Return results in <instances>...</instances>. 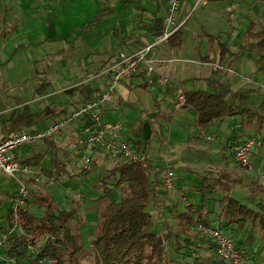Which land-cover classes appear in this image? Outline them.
Masks as SVG:
<instances>
[{
	"label": "trees",
	"instance_id": "16d2710c",
	"mask_svg": "<svg viewBox=\"0 0 264 264\" xmlns=\"http://www.w3.org/2000/svg\"><path fill=\"white\" fill-rule=\"evenodd\" d=\"M130 1L135 0H124L125 3ZM147 26L150 34L160 35L165 29L164 18L155 16L147 23ZM182 34V28L176 30L168 38L171 45L181 44ZM246 34L249 41L240 45V51L250 56L256 53L255 61L258 69L264 71V24L261 28L256 29L255 22H252L248 26ZM49 85L50 82L43 78L36 91L43 94ZM214 85V91L204 88L186 90L187 100L184 106H190L195 110L196 126L205 128L218 119L239 116L242 127L245 129L249 124H257L259 135H256V144L259 140L264 143V111H261L264 109V98L259 104V109L248 106L257 89L246 87L237 90H222L219 83H214ZM53 112L50 105L40 111H33L26 104L13 109L7 119L6 126L9 133L33 128L44 121L46 117L52 116ZM93 123L94 120L90 115H85L82 119L83 126ZM248 137L253 136L250 134ZM244 140L246 139L241 138L240 135L232 137L229 142L230 152L226 156L235 158L234 145ZM43 141L47 145L45 150L23 159L16 154V157L23 162L43 171L41 175L31 174L25 178L29 184V196L25 203L18 207L19 222L11 201L13 194L4 198L0 196V208L5 200H10L6 222H0V237L6 236V247L0 249L3 255L13 256L18 261L27 262L44 258L43 264H171L166 253L168 242L175 243V248L178 251L187 245L193 246L191 243L194 240L190 234L187 233L184 236L179 230L173 229L167 220L163 221L162 232L154 228V214L150 207L153 205L159 209L165 204V192L158 188L161 182L164 186L163 180L161 181L159 178L160 174L162 175L161 170L155 169V165L147 158L145 160H130L119 155L115 158L123 157L124 159L99 179L98 183L102 187V193L95 198L97 221L92 240L93 261L82 260L88 257V248L79 226L75 223V218L83 201L79 197H75L72 199L75 205L70 207L59 205L50 193L39 190L37 184L40 182V178L45 175L56 180H60L62 177L71 179L74 176H87L91 169L83 168L72 171V168H69L71 158L68 157L71 149L67 145L58 144L54 135L45 137ZM133 142L136 147L140 146V140L133 139ZM98 148L100 146H97L96 149ZM219 172L220 174L216 177L204 175L197 186L188 191L189 195L193 193L192 197L200 195V200H193L185 205L187 208L179 213L181 222H185L184 225L187 229L197 221L212 224L210 212L205 210L206 203L211 198L215 199L218 189L223 188L228 192L220 198V215L226 218L227 223L219 225L233 234L238 246L247 248L255 241L256 236L253 229L242 241L236 236L237 231L244 228L247 222L252 224L253 228L259 225L261 236L264 239V182L256 179L249 185L250 196H259L257 208H255L229 192L230 185L234 182H241V178L232 176L227 170H219ZM30 183L33 187L30 186ZM116 188H120L122 191L119 200H113L110 197L111 192ZM34 200L46 207L42 215H38L30 209ZM17 223L26 231L34 234L35 238L31 239L40 236L45 238L42 250L36 252L31 249L29 246L31 240L23 233L14 230ZM234 225L237 227L234 228ZM213 247L215 251L206 258L207 262L209 264H230L217 253L214 244ZM261 252L264 259L263 248ZM204 262L196 261L193 264ZM0 264H6L2 257H0Z\"/></svg>",
	"mask_w": 264,
	"mask_h": 264
},
{
	"label": "crops",
	"instance_id": "0c3cea01",
	"mask_svg": "<svg viewBox=\"0 0 264 264\" xmlns=\"http://www.w3.org/2000/svg\"><path fill=\"white\" fill-rule=\"evenodd\" d=\"M56 1L57 0H0V34L7 31V35H10L7 28H18L17 22H13V19L15 20L17 17L26 23L22 28L26 31L25 33L30 34L29 37L35 35L42 29V18L46 19L44 13H49L51 19L56 17L59 18L56 14V8L58 6ZM68 1L72 2L77 0ZM136 4L141 12L148 13V10L140 5V0L139 2H136ZM167 6L168 0L166 12ZM199 6L201 7V19H196V21L201 25L199 26L196 23L192 26L196 30V32L195 30L193 31L195 34L198 33L205 37V39L201 40L199 43V53L194 54V45L189 44L190 42L188 40L190 38H187V34L183 28L181 44L171 45L168 39L159 41L150 52V57L154 59V65L156 67V72L153 76L164 73L170 77V80L167 82H150V75L148 73H137L129 78L122 79L116 85L112 99L103 106L102 116L106 119L123 121L125 127L122 131V135L130 138L132 141L133 139L140 140V146L137 148L147 155V160L152 164L153 162L150 158V145L155 136V132L157 131L154 122H159V119L162 118V122H168L170 126L171 134L165 139V143L169 156L175 158L171 162L181 163L185 160L187 162L184 165L186 169L191 168L194 163V167H200L204 171H219L224 168L223 165L220 162L211 165L213 163L212 160L206 161L207 163H204L203 165L200 164L201 166H197L196 163H201V160L199 156H196L194 150L202 148L205 151L209 150L210 152L220 151V157L223 158L225 154L230 152L229 142L232 137L237 135H240L241 138L244 139L251 137H248L249 135L246 134L247 130L242 127L239 116H229L223 120L218 119L214 121L210 125L211 131L202 130L203 128L197 127V115L195 110L190 106H176V89L178 86H183L185 90L204 88L214 91V83H219L222 90H237L239 88L254 87L257 89L254 95L257 93L264 95V71L258 69V65L255 61L256 53H253L250 56L247 53L240 51V45L249 41V37L246 34L248 26L252 22L256 23L258 16L264 14V0H182L179 13L183 14L190 7H193V10L197 9ZM156 7L158 9L159 2L156 4ZM165 15L162 17L164 18ZM155 16L148 18L138 17L135 26L131 28L130 32H126L121 25L114 27L111 32L113 36H116L115 40H109L105 42L104 45L99 43L97 46L98 53H94V59L98 61V64L88 71L93 72L95 68H97V70L86 75L87 77H84V73L78 68L77 73L74 74V77L77 79L73 81V84L69 85L70 88H73L74 90L72 89V91H69L67 97L60 96L56 99H52L49 103L47 102V105H50L54 112L52 116L46 117L44 121H41L35 127H42L49 124L60 116L69 113L74 105L89 98H93L104 91L111 80L108 75L101 74L100 72L106 64L114 59L119 50L133 52L146 44L157 40L158 35L150 34L147 26V23ZM4 17L5 20H3ZM138 21L139 23H137ZM187 21L185 23H187ZM215 21L217 22L216 25H214ZM140 26L143 27V29H141ZM42 27L44 28V26ZM129 36L130 38H128ZM190 40L192 41V38ZM30 43L32 42H28L27 44ZM81 43L85 44L83 40ZM22 46H24L23 42L16 45L14 47V52ZM212 62L220 63L224 67L215 68L212 65ZM41 72L42 71L32 76L45 78ZM80 83H82V86H77V84ZM36 88L34 91L36 95L34 98L36 99H41V97L47 98L50 94L47 91L43 94H39L36 91ZM79 88L80 90L76 91V89ZM22 104H24L23 101L14 106L0 109V116L8 112L7 115H5V124L14 108L26 105ZM47 105L45 104L42 106L41 110ZM5 124V128L3 129L5 130V134H0V137L9 134V129ZM130 126L135 128L132 133L127 132L128 127ZM64 129L66 131L64 133L65 136L62 138L63 140L58 141L57 138H55V140L61 145H63L61 141H65L64 143H66L69 140L71 146L69 147V149H71L69 155L71 158L70 165L79 170L80 161L78 157L75 156L74 151L75 145L80 141L79 126L70 124L62 130ZM61 134H59V137ZM174 135L180 136L181 140L179 139L180 137L175 138ZM208 135H211L212 137L208 138ZM202 137L216 140L217 143L202 147L200 144H196L199 142L196 139ZM254 138H256V136ZM41 142L44 143L43 139L36 143ZM24 148H27L28 154L24 153ZM29 148L30 144H24L15 151V154H18V156L23 159L37 153L35 151L29 153ZM173 150L177 153H172ZM256 151H258V149L255 142L254 154ZM184 153L186 154L185 156ZM254 157L256 159L257 155H254ZM122 159L124 158H115L107 155L104 152V148L100 146V148L96 149L94 164L90 169L92 171L98 163H101L104 172H106L108 169L116 166ZM258 162L259 160L256 161V164ZM190 163L192 166L189 165ZM261 165L263 166L264 162ZM165 168H171L175 171L176 184L173 188H165L162 185V182L160 183L158 188L165 192V204L157 209V213L162 216L164 220H167L173 229L178 231L180 230L178 227L179 223L177 224V222L168 219L169 215H167L166 208L171 210V206L176 205L175 190L179 192L180 189H183V187H181L183 182L173 164ZM165 168H159L155 165V169H160L162 175ZM262 171L264 170L262 169ZM257 172L260 175L261 170L259 171L257 168ZM162 175L160 174L159 176L161 181L163 180ZM0 176L6 175L0 173ZM97 181L99 182V180ZM14 189L9 191L8 195H12ZM188 189L189 188L186 189L187 193L190 190ZM198 197L199 195L191 197L192 199L190 200H198ZM180 212H176L179 218ZM212 212L209 214L210 217H213L212 215H214L215 210H212ZM225 222L226 220H224V223ZM211 223L219 225L214 220L211 221ZM184 229V232H187L196 238L197 230L192 228V224L190 228ZM183 235L185 236L184 233ZM211 242L212 240L210 243ZM248 251L250 257L253 258V252L251 249H248Z\"/></svg>",
	"mask_w": 264,
	"mask_h": 264
},
{
	"label": "rangeland",
	"instance_id": "374dc122",
	"mask_svg": "<svg viewBox=\"0 0 264 264\" xmlns=\"http://www.w3.org/2000/svg\"><path fill=\"white\" fill-rule=\"evenodd\" d=\"M56 2L58 4L56 14L59 18L56 17L51 19L49 13H44L46 19L42 18V29L35 35L29 37L30 34H26V31L22 29L23 25L26 23L17 17L15 18L16 21L13 19V22H17L18 28H7L10 35H7V31L0 34V109L14 106L23 101L24 104L22 105L28 104L32 110L39 111L42 106L45 104L47 105V102H51L52 99H56L60 96L67 97L69 91H72L73 89L70 88L69 85L73 84V81L77 79L74 77V74L77 73L78 68L82 70L84 77H87L86 75L97 70V68H95L93 72L88 71L98 64V61L94 59V53H98L97 46L99 43L104 45L105 42L109 40H115L116 36H113L111 32L114 27L121 25L126 32H130L131 28L135 26L138 17L148 18L155 15L163 16L166 13L167 5V0H140V5L148 10V13L146 14L139 10L135 1L125 3L124 0H77L72 2H69L68 0H57ZM158 2L159 7L157 9L156 4ZM192 8L193 7H190L184 12L185 14H189V16L187 23H184L182 28L187 34V38H192V41L190 39L188 41L190 42V45H194V54H198V49L200 47L199 43L201 40H204L205 37L193 32L195 29L192 26L196 23L199 26L201 25L196 21V19H201V7L199 6L197 9L193 10ZM257 21L255 23V28L259 29L262 24H264V14H260ZM137 23H139V21ZM216 24L217 22L215 21L214 25ZM42 26H44V28ZM140 28L143 29L141 26ZM82 40L85 44L81 43ZM21 42L24 43V46L14 52V47L21 44ZM28 42L32 43L27 44ZM40 71H42V75L50 82V86L47 89V92L50 94L47 98L41 97V99H36L34 98V96H36L34 91L43 78H38L32 75ZM81 84L82 83L77 84V86H82ZM79 90L80 88L76 89V91ZM262 98H264V95L260 93L253 95L248 106L253 109H259V104L261 103ZM261 111H264V109H261ZM7 113L0 116V132H2L0 134L3 135L5 134V130L3 129L5 128V115H7ZM154 123L157 131L155 132V136L150 145V158L153 164L157 165L159 168H165L173 164L180 175L183 182L181 187H183V190L185 191L186 199H182L180 193L175 190L176 205L171 206V210L166 208V212L167 215H169L168 219L177 222V224L179 223V231L186 235L187 232H184L185 222H181L176 214L177 211L180 212L186 209L187 207L185 205H188L191 202L190 199L193 193L189 195L186 192V189L195 188L204 175L216 177L220 172L216 170L204 171L200 167H194V163L193 166L190 163L189 165L192 167L186 169L184 167L187 163L185 160L181 163L171 162L175 158L169 156L165 143V139L171 134L169 123H163L162 118L159 119V122ZM256 125V123L249 124L246 128V134H251L254 137L259 135ZM134 129L135 128L130 126L128 127L127 132L132 133ZM202 130L211 131V128L210 126H207ZM65 131L66 130L64 129L60 133L55 134L54 138H57L58 141L63 140L62 138L65 136ZM59 134H61L60 137ZM174 136L175 138L180 137L177 135ZM179 139L181 140V137ZM196 140L199 141L196 144H200L202 147L217 143L216 140L206 139L204 137ZM61 142L63 145L67 144L68 148L71 147L69 140L66 143H64L65 141ZM256 147L258 151H256L254 155H257L256 161L259 160V162L253 167H246L238 164L233 156H226L225 154L222 158L220 157V151L210 152L209 150H206V152L202 148L194 150L196 156H199L201 160V163L196 164L197 166L200 164L203 165L204 163H207L206 161L210 160L213 162H211V165L220 162L224 167L221 170H227L232 176H238L241 178V182H234L230 185L229 192L240 198L242 201L257 208L259 196H250L249 185L256 179H260L264 182V178H261L257 172V168L259 171H262V169L264 170V165H261L264 162V143L259 140L257 141ZM46 148L47 145L42 142L36 144L33 143L30 144L29 153L32 151L40 152V150H45ZM24 151L25 154H28L27 148H24ZM174 151L175 150H173L172 153H177ZM185 155L186 154L184 153V156ZM70 164L69 168H72V171L77 170ZM101 165V163H98V165L94 167L91 173L87 176H74L71 179L62 177L60 180H56L45 175L43 178H40V182L37 184L39 190L50 193L59 205L66 207L73 206L75 204L72 199L75 197H79L83 201L82 207L75 218V223L79 226L84 242L88 248V257L82 260H87L88 262H92L94 256L92 240L94 238L95 224L97 221V202L95 198L102 193V187L97 180L111 169L110 168L104 172V168ZM38 170L39 172L41 171L40 168ZM41 173H43V171L40 173L35 172L33 175H41ZM14 179L16 180V178L0 176L1 197H8L9 191L16 187ZM31 184L32 183H30V186ZM31 187H33V185ZM121 192L120 188H116L111 192L110 197L113 200H119ZM227 192L228 191L223 188L218 189L215 199L211 198L206 203L205 210L208 213L215 210L214 215H212V221H216L217 224L227 223L226 218L220 215V198ZM198 200H200V195ZM8 206L9 200H5L3 206L0 208V222H6ZM30 209L33 212L38 213V215H42L46 207L34 200L31 203ZM150 209L154 214V228L157 231L162 232L163 221L165 220L157 213V209L153 205ZM224 220H226L225 223ZM236 227L237 225H234V228ZM192 228L197 230L196 238H194L193 235H190L194 240V242L191 243V245H193L192 247L187 245L182 250L180 249L178 251L175 248V243H167L166 253L171 264H193L196 261L207 262L208 260L206 258L214 253L215 249L212 242L210 243L211 238L203 233V230L199 228L197 222L192 224ZM252 229L256 237L254 244L247 247V249H251L253 252V258L250 257V259L253 264H264L261 252L262 248L264 249V239L261 236L259 225H256L253 228L252 224L247 222L244 228L237 231L236 236L242 241ZM44 240L45 238L41 236L33 239V246L31 249L36 252L42 250ZM202 264L209 263L204 262Z\"/></svg>",
	"mask_w": 264,
	"mask_h": 264
},
{
	"label": "built area",
	"instance_id": "2783aa9c",
	"mask_svg": "<svg viewBox=\"0 0 264 264\" xmlns=\"http://www.w3.org/2000/svg\"><path fill=\"white\" fill-rule=\"evenodd\" d=\"M182 0H168L167 12L164 17L165 29L158 35L156 41L133 51L126 52L119 50L117 55L101 70V74L110 77V83L104 91L93 98L84 100L71 108V111L64 116L53 120L42 127L27 128L21 131H13L7 136L0 137V173L8 177L16 178V187L12 195V205L16 211V219L19 222L18 207L25 203L29 196V184L25 178L37 172L38 168L29 163L23 162L16 157L15 151L24 144H33L47 136L59 133L70 124L79 126L80 141L75 145V156L80 161V169L91 168L94 164V157L97 146L104 148V152L111 156L119 155L130 160H145L147 155L138 149L135 143L128 137L122 135L124 123L121 120L106 119L102 116L103 106L112 99L116 85L125 78H129L137 73H148L150 82H167L170 77L164 73L153 76L156 72L154 59L150 57L151 50L162 40L168 39L176 30L182 28L187 21L189 14H180L179 8ZM215 68L224 67L222 64L212 62ZM186 90L183 86L176 89V106H184L186 103ZM85 115H90L94 120L93 124L82 125ZM208 135V138H211ZM256 138L251 137L243 142L234 145L235 160L238 164L246 167H253L256 164L254 157V143ZM260 177L264 178V171L260 172ZM163 183L166 188L175 187V171L171 168L163 170ZM180 195L185 200L186 195L183 189L179 190ZM197 225L208 235L215 245L217 253L230 262V264H253L250 253L246 247L238 246L233 234L222 228L220 225L205 224L197 221ZM14 230L23 233L29 238V246H33V233L26 231L19 223ZM6 247V236L0 237V249ZM0 257L5 259L6 264H43L44 258H37L34 261H18L15 257H7L0 252Z\"/></svg>",
	"mask_w": 264,
	"mask_h": 264
}]
</instances>
